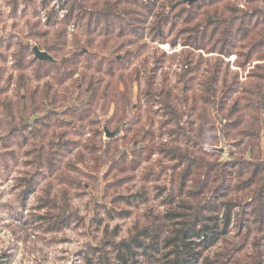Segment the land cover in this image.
I'll use <instances>...</instances> for the list:
<instances>
[{"label":"rangeland","instance_id":"obj_1","mask_svg":"<svg viewBox=\"0 0 264 264\" xmlns=\"http://www.w3.org/2000/svg\"><path fill=\"white\" fill-rule=\"evenodd\" d=\"M54 1L43 7V0H0V264L115 262L116 251L108 243L129 239L137 221L142 223L149 212H163L170 206L163 199L174 187L171 167L181 161L180 156L204 155L195 143L193 148L183 136L175 138L171 133L178 131L176 118L188 133L192 127L201 125L195 115L199 104L192 101L199 96L198 81H188L189 73L179 82L188 68L185 65H189L184 63L185 58L190 56L194 60L193 75L199 80L205 74L208 59L215 62L218 54L196 50L184 42L190 34L195 35V30L202 29L209 18L230 19L222 14L224 5H236L249 12L258 7L264 13V2L245 0H219L210 7L206 4L213 0H198L193 5L185 0H122L116 11L124 8L133 11L124 19L113 15L89 20L88 14L81 20L82 25L73 22L68 25L67 43H61L65 47L54 58L57 62L62 56L77 61L69 66L77 71L62 82L66 65L60 68L30 63L21 71L13 54L18 41H37L32 37L26 39L27 29L49 30L53 34L61 30L64 18L56 19ZM66 1L70 9L74 0ZM82 3L93 13L103 7L92 5V1ZM145 4L154 6V10L151 12ZM42 8L49 13L51 23H43L42 16L36 13ZM78 8L75 4V13ZM196 13L201 15L189 24L185 22ZM97 22H100L98 29L94 28L89 35L86 27ZM36 23L39 25L34 28ZM107 23L113 27L108 33L101 31ZM121 33L122 37H118ZM75 38L80 44L74 43ZM130 38L135 39L132 45L127 43ZM88 40L93 42L92 46L87 44ZM172 42L176 45L172 46ZM83 47L92 54L91 62L88 56L76 55ZM237 51L239 54L225 56L224 62L229 64L230 72H239L243 83L256 62L242 67L240 63L247 50L237 48ZM124 58L128 63L119 65ZM101 59L105 66L97 71L96 64ZM109 62H116L114 73H109ZM22 74L26 77L25 84L20 82ZM154 79L156 95L148 85ZM82 81L84 87L79 84ZM92 81L98 86L95 98L91 93L85 94L86 82ZM184 83L195 84L187 93V102L183 101ZM46 90L50 93L44 95ZM163 93H171L172 97L166 100ZM175 109L187 113L175 117L172 114ZM105 128L114 135L108 136ZM221 129L224 127L218 123L212 133L219 137ZM209 135L204 139L219 145V139L213 141ZM224 135L228 144L222 159L234 150L231 145L236 141L235 136L227 137L225 130ZM183 166L179 163L178 170ZM48 185L52 186L53 196L61 188L68 189L72 205L70 225L54 231L45 229L48 223L40 224L47 209L39 208V200ZM142 192L149 197L147 204L141 199L133 203L115 200L119 195L127 198ZM118 210L131 213L120 216ZM231 229V240L241 244L240 238L234 237L239 227L232 225ZM261 235L255 242L264 245ZM219 248L220 245L214 247L210 253ZM260 249L264 259V246ZM248 253L256 254L251 247Z\"/></svg>","mask_w":264,"mask_h":264},{"label":"trees","instance_id":"obj_2","mask_svg":"<svg viewBox=\"0 0 264 264\" xmlns=\"http://www.w3.org/2000/svg\"><path fill=\"white\" fill-rule=\"evenodd\" d=\"M85 1H92V5L102 4L103 7L93 13L82 3L83 0L82 2L74 0L69 13L61 21L63 27L54 32L55 34L49 30L32 28L25 31L27 40L32 37L37 41L16 43L18 49L13 54L17 58L16 64L19 70L25 71L30 63L49 64L60 68L63 64L66 65L67 72L61 81L69 80L77 71L69 66L77 64V61L66 56H62L58 62L40 60L34 55L33 46L36 44L40 49L57 57L65 47L61 46V43L65 45L67 43V28L70 23L82 25L81 20L86 19L88 14L89 20L95 16L101 18L113 15L124 19L126 15L133 12L128 8H124L121 12L116 11L122 0ZM49 2L50 0H43L41 6L46 7ZM218 2L219 0H213L206 6L210 7ZM245 2L262 3L264 0H245ZM67 3L68 1H63V5ZM75 4L79 5L77 13H75ZM145 5L151 12L154 6L157 7L155 2L153 7L150 4ZM199 7L202 8L203 5ZM254 8L249 12L236 5H224L221 8L222 14H227L230 19L221 21L209 18L202 29L195 30V35L190 34L184 42L186 46L196 50H207L218 54L215 62H210L211 60L208 59L205 74L199 80L196 75H193L194 60H190V56L185 58L184 63L189 62L190 66L185 65L188 68L179 78V82H183L187 77L185 74L189 73L188 81L192 83L194 80L198 81L196 84L199 96L193 97L192 101L194 104H199L195 115L201 125L197 128L192 127L188 133L180 127V119L176 118L174 119L175 127L178 131L174 130L171 133L173 136L176 135L175 138L183 136L186 143L191 144L193 148L197 145L198 150L204 155L199 158L191 153L183 158L180 156L181 161H176V164L171 167L172 176L175 178L172 182L174 187L168 192V197L163 199V202L169 203L168 209L157 213L151 211L142 223L137 221L135 232L129 239L113 245L108 243L114 246L116 251L115 262L104 261L103 264H264L260 249L264 245L255 242V239L262 236L261 234L264 238V13L260 12L258 7ZM199 15L201 13L189 15L185 22L189 24ZM204 16L208 17L207 12H204ZM99 23L93 25L94 27L88 25L86 32L90 35L94 28L98 29ZM38 25L39 23H36L34 28ZM112 29L113 27L107 23L101 31L108 33ZM105 35L107 37L108 34ZM118 37H122V33ZM134 41V38H130L127 43L132 45ZM74 43L80 44V40L75 38ZM87 44L92 46L93 42L88 40ZM8 45L9 48L12 46L11 43ZM174 45L176 43L172 42V46ZM123 46L120 45L121 48ZM237 48L247 50L244 61L240 63L242 67L256 62L243 83L240 81L239 72H230L229 64L224 62L225 56L229 57L235 52L239 54ZM131 53H127L128 56ZM76 55L88 56L90 62L93 60V58L90 59L92 54L90 55L89 49L85 47L80 48ZM103 60L96 64L97 71L104 69ZM122 62L117 64L128 63L125 58ZM114 63H108L109 73H114L116 68ZM145 65L147 64H144L145 71L149 72ZM230 75L231 77H228ZM25 81L26 77L22 74L20 82L25 84ZM154 82H156L155 79L149 80L148 85L156 95L157 84ZM83 83L84 81L79 84L84 87ZM194 85L184 83L182 91L185 93V99L183 101H188L187 93ZM48 92L50 93V90H46L44 95ZM86 93H91L94 98L97 97L98 86L94 85L93 81L86 82ZM163 94L166 100L172 97L171 93ZM155 98L158 99V95ZM90 102L92 101H88ZM185 113L187 112L182 109L172 111L175 117H181ZM218 123L224 127L227 137H236V141L231 145L234 150L225 159L222 158L226 153L207 150L197 140L201 138L206 141L205 136L210 134L209 139L213 141L219 139L220 143V134L216 137L212 133ZM177 141L181 143L183 140ZM174 156V154L170 155L171 158ZM181 162L184 166L178 170ZM43 190L45 195L39 200V208H46L47 212L40 217L42 220L40 224L48 223L45 224L47 231L59 230L63 226L70 225L73 214L70 213L72 205L68 189L61 188L55 196L52 195L51 185L44 187ZM123 196L119 195L115 200L121 199L123 202L133 203L141 199L145 204L149 201L148 195L143 192L127 198ZM239 209L241 211H238ZM130 213L127 210H118L117 214L129 216ZM232 225L239 227L234 237L240 238L241 244L235 243L230 238ZM250 240L252 243H249ZM218 245L220 248L210 253ZM249 247L256 252L255 255L248 253Z\"/></svg>","mask_w":264,"mask_h":264},{"label":"water","instance_id":"obj_3","mask_svg":"<svg viewBox=\"0 0 264 264\" xmlns=\"http://www.w3.org/2000/svg\"><path fill=\"white\" fill-rule=\"evenodd\" d=\"M196 1H198V0H185V2H188L189 4H193ZM33 52H34V55L40 60H46V61H52V62L55 61L54 57L49 52L40 49V47L38 45L33 46ZM105 131H106V134L108 136L114 135V133L110 132L108 128H105ZM197 140L202 145V147L207 149V150L217 151L221 154H224L226 152L228 141L226 140V138L224 136V132L222 129L220 130V143H219V145L209 144L201 138H198Z\"/></svg>","mask_w":264,"mask_h":264},{"label":"built area","instance_id":"obj_4","mask_svg":"<svg viewBox=\"0 0 264 264\" xmlns=\"http://www.w3.org/2000/svg\"><path fill=\"white\" fill-rule=\"evenodd\" d=\"M55 15L58 16L56 19L61 20L66 17V15L69 13V9H67V6L63 5V2L61 0L54 1L52 4ZM39 15L42 16L43 23H51L52 19L50 18L49 13L44 10V8L40 9ZM72 28V26H69V29Z\"/></svg>","mask_w":264,"mask_h":264}]
</instances>
